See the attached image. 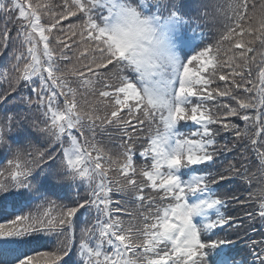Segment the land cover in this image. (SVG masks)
I'll return each mask as SVG.
<instances>
[{"label": "snow or ice", "instance_id": "snow-or-ice-1", "mask_svg": "<svg viewBox=\"0 0 264 264\" xmlns=\"http://www.w3.org/2000/svg\"><path fill=\"white\" fill-rule=\"evenodd\" d=\"M0 21V264H264V3L0 0Z\"/></svg>", "mask_w": 264, "mask_h": 264}, {"label": "trees", "instance_id": "trees-1", "mask_svg": "<svg viewBox=\"0 0 264 264\" xmlns=\"http://www.w3.org/2000/svg\"><path fill=\"white\" fill-rule=\"evenodd\" d=\"M46 3H52V0H43ZM208 2L210 4H217L220 5L221 8L226 11L227 10V5L230 2V0H208ZM253 3L257 4V6L259 7V5L261 3H264V0H249V5L251 6ZM228 15H231L230 12H228ZM198 32L202 33L203 35V41L205 43H209V42H214L217 37H218V32L220 30V25L218 24H214L211 20L207 21L205 24H202L199 28L196 29ZM224 48H227L228 46L225 44L223 46ZM221 55L223 56L224 59H227L228 55H231V53H226V52H222ZM221 84L223 82H220ZM241 126H243V124L241 123ZM215 127V126H214ZM224 135V134H222ZM232 140V137L230 135L225 134V143H228L229 141ZM235 154L234 153H224L222 156H220L218 158V166L222 165L224 167H227V164L229 162H233L235 163V159H234ZM149 163V161H148ZM255 163H258V161H256ZM252 171H256L255 167H253ZM257 177H259V173H257ZM254 186H258V185H254ZM235 185H229L227 183L221 182V187H219L217 189V191L223 193L225 191H228L230 188H234ZM251 206H241L235 202L229 201L227 206L222 209L223 212H225V214H231L233 217H235L237 219V221H246L247 218L245 216V212L246 211H254L256 209V204L255 202H250ZM257 227L259 228V224L257 222ZM251 233V231H249ZM241 235H243V233H241ZM259 239V236L257 237ZM235 239V238H234ZM240 240H237V242H239Z\"/></svg>", "mask_w": 264, "mask_h": 264}, {"label": "rangeland", "instance_id": "rangeland-1", "mask_svg": "<svg viewBox=\"0 0 264 264\" xmlns=\"http://www.w3.org/2000/svg\"><path fill=\"white\" fill-rule=\"evenodd\" d=\"M42 2H44L43 0H42ZM52 3H59V0H52ZM71 19V18H70ZM65 23V25L67 24V21H65L64 22ZM2 22L0 21V27H2ZM2 62V58H0V63ZM7 87V84H4V85H2L1 87H0V89H2V88H6ZM194 129V126L190 123V126H189V131L190 130H193ZM224 136V139H221L219 142L221 143V144H224L225 143V134L223 135ZM114 199H116V197H114Z\"/></svg>", "mask_w": 264, "mask_h": 264}]
</instances>
